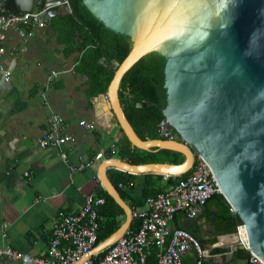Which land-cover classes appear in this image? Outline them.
<instances>
[{
	"label": "water",
	"instance_id": "obj_1",
	"mask_svg": "<svg viewBox=\"0 0 264 264\" xmlns=\"http://www.w3.org/2000/svg\"><path fill=\"white\" fill-rule=\"evenodd\" d=\"M64 1L0 4L18 15ZM83 4L107 29L132 43L124 61L112 63L116 72L106 96L118 125L111 136L122 131L134 148L174 151L185 161L179 165L104 161L98 179L123 210L125 221L77 264L113 246L132 224L131 207L108 178L109 168L181 177L191 172L194 155H201L213 169L225 202L234 209L232 216L246 228L251 252L264 263V0H83ZM61 8L69 15L74 6L69 2L68 7L51 11L50 23L64 15ZM151 53L166 61L167 105L161 125L175 130L178 140H141L120 101L122 79ZM229 264L250 262L236 253Z\"/></svg>",
	"mask_w": 264,
	"mask_h": 264
},
{
	"label": "crops",
	"instance_id": "obj_2",
	"mask_svg": "<svg viewBox=\"0 0 264 264\" xmlns=\"http://www.w3.org/2000/svg\"><path fill=\"white\" fill-rule=\"evenodd\" d=\"M60 1L64 0H56ZM60 12L64 15L44 29H35L28 42L10 31L3 43V63L12 79L0 86V248L9 246L33 257L46 256L60 214L77 213L88 195L104 197L98 179L101 164L112 158L126 161L118 147L123 132L111 136L118 121L106 94L94 93L87 76L77 71L82 52L69 53L64 34L56 30L57 18L66 15L65 8ZM53 71L59 74L52 77ZM45 89L47 104L42 97ZM51 112L64 117L66 133L75 138L65 147L71 163L92 162L90 168L71 175L58 150L39 146ZM81 121L94 122L96 129L80 127ZM120 172L107 170L112 183ZM143 175H134L130 183L131 201L138 206L128 204L140 210L145 209ZM226 203L217 195L195 219H188L183 212L176 215L171 226L192 234L206 255L200 259L194 253L186 254L183 264H229L236 253L244 257L236 231L231 233V225L217 222ZM149 261L156 264L154 251ZM0 264L22 263L0 258Z\"/></svg>",
	"mask_w": 264,
	"mask_h": 264
},
{
	"label": "built area",
	"instance_id": "obj_3",
	"mask_svg": "<svg viewBox=\"0 0 264 264\" xmlns=\"http://www.w3.org/2000/svg\"><path fill=\"white\" fill-rule=\"evenodd\" d=\"M69 2L64 1L47 6L39 12H26L18 15L7 11L0 4V86L10 83L12 73L3 63L5 48L3 43L10 31H15L28 42L37 28L48 26V15L58 7ZM27 50V47L24 49ZM59 73L53 71L52 77ZM47 104V89L42 93ZM80 127L93 131L96 124L81 121ZM67 123L63 116L51 112L47 118V130L39 138L42 149H56L62 161L68 166L71 175L82 172L92 166V162L72 164L65 147L75 141L73 135L67 134ZM158 134L164 140H178L173 129L160 125ZM223 197L220 184L211 166L201 155H194L191 174L165 192L147 198L145 209L131 208L132 224L137 228L127 230L125 235L104 252L89 257L82 264H151L152 252L156 264H183L186 254H196L200 259L206 257L200 242L189 232L174 228L171 224L176 215L183 212L188 219L197 218L205 205L214 196ZM106 205V199L98 195H88L85 205L75 214H60L45 257H33L14 250L9 246L0 248V258L19 261L22 264H77L89 255L99 244L100 209ZM230 211L234 209L230 207ZM6 237V235H4ZM235 237L238 248L249 255L250 264H264L250 249L244 224H238ZM201 264V263H199Z\"/></svg>",
	"mask_w": 264,
	"mask_h": 264
},
{
	"label": "trees",
	"instance_id": "obj_4",
	"mask_svg": "<svg viewBox=\"0 0 264 264\" xmlns=\"http://www.w3.org/2000/svg\"><path fill=\"white\" fill-rule=\"evenodd\" d=\"M74 6L72 13L57 18V32L64 34L69 53L82 52V58L77 71L87 76L91 88L96 94H107L108 87L114 78L116 70L112 63H122L131 51L132 43L129 37L116 34L98 21L83 4V0H68ZM76 45V47H74ZM106 59V60H105ZM165 58L158 53H151L141 59L122 79L119 97L127 119L136 134L143 141L161 139L158 129L163 123L164 109L167 105L165 84ZM147 107H139L141 104ZM177 134V132L174 130ZM179 137V135L177 134ZM180 138V137H179ZM120 157L133 165L169 163L182 164L185 157L169 150L143 151L134 148L123 133L118 143ZM191 172L181 177L165 178L158 174H144L142 182L143 201L147 198L165 192L167 189L187 178ZM139 176V175H138ZM134 175L120 172L113 183L125 202L138 206L133 202L132 193ZM220 196V195H219ZM222 197V196H221ZM106 205L100 209L99 243L115 233L123 223V210L105 192ZM137 203V204H136ZM218 224L231 225L230 232L236 231L238 218H234L228 204H223L218 216ZM135 221L131 229L137 228ZM249 258L247 253L242 254Z\"/></svg>",
	"mask_w": 264,
	"mask_h": 264
}]
</instances>
